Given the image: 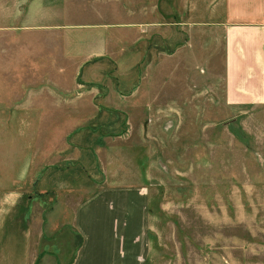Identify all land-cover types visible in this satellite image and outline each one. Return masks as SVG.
I'll use <instances>...</instances> for the list:
<instances>
[{
	"label": "rangeland",
	"instance_id": "1",
	"mask_svg": "<svg viewBox=\"0 0 264 264\" xmlns=\"http://www.w3.org/2000/svg\"><path fill=\"white\" fill-rule=\"evenodd\" d=\"M186 4L71 0L70 191L32 196L39 264L74 253L73 207L116 184L146 193L145 264H264V104L224 101L218 36Z\"/></svg>",
	"mask_w": 264,
	"mask_h": 264
},
{
	"label": "crops",
	"instance_id": "2",
	"mask_svg": "<svg viewBox=\"0 0 264 264\" xmlns=\"http://www.w3.org/2000/svg\"><path fill=\"white\" fill-rule=\"evenodd\" d=\"M184 1L185 24L218 36L224 101L264 104V0ZM70 34L71 0H0V264L50 260L39 258L32 196L70 191L58 181L71 158ZM148 219L140 185L99 187L72 209L79 240L61 264H145Z\"/></svg>",
	"mask_w": 264,
	"mask_h": 264
}]
</instances>
